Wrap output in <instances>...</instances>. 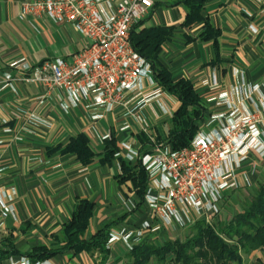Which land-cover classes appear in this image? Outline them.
Instances as JSON below:
<instances>
[{"label": "crops", "instance_id": "crops-1", "mask_svg": "<svg viewBox=\"0 0 264 264\" xmlns=\"http://www.w3.org/2000/svg\"><path fill=\"white\" fill-rule=\"evenodd\" d=\"M25 1L0 0V78L5 73L12 76L18 73L8 67L10 62L33 65L58 56L70 58L84 46L78 35L71 47L66 46L62 52L52 50L53 24H66L76 31L70 24L50 23L43 17L21 18ZM114 1L104 3L111 8ZM152 1L153 7L138 23L141 28L173 27L171 36L162 44L159 60L174 81L185 79L192 83L205 110L202 124L209 114L225 110L223 105L208 101L211 97L229 93L242 83L264 84V0H206L202 15L219 31L216 45L199 37L203 22L182 26L187 7L181 0ZM34 32H43L48 45L38 38L35 42ZM214 77L216 85L212 84ZM158 88L161 95L143 108L129 112L139 96L130 102L128 109H116L96 121L91 114L97 109L81 99L68 103L62 97L64 108L54 97L46 96L40 102L43 88L39 84L14 82L9 87L0 86V192L5 193L2 201L8 206L3 207L0 201V238L12 235L21 253L39 246L59 249L66 241L64 226L80 200L94 205L84 234L87 240L113 222L116 223L110 231L122 225L139 226L150 219L151 211L143 198L130 185L119 184L116 175L121 173V160L129 166L137 164L136 160L125 159L120 148L122 142L131 143L139 151L145 147L141 136L152 144L150 149L164 144L170 120L180 103L157 82L153 86L146 83L143 94ZM137 116L145 127L143 132L134 122ZM125 123H130L131 129L119 131ZM109 131L119 151L109 163H102L106 143L101 137ZM79 134L88 138L95 152L89 165L81 164L74 154L63 152L70 139ZM250 160L237 172L238 186L227 191L253 184L259 161L264 158L250 155ZM244 171L252 182L250 185L245 184ZM107 248L110 259L119 258L113 247ZM117 248L124 253L122 247ZM21 255L25 254L14 256ZM48 259L53 264H103L97 251L67 250Z\"/></svg>", "mask_w": 264, "mask_h": 264}, {"label": "built area", "instance_id": "built-area-1", "mask_svg": "<svg viewBox=\"0 0 264 264\" xmlns=\"http://www.w3.org/2000/svg\"><path fill=\"white\" fill-rule=\"evenodd\" d=\"M152 7V0H115L111 8L104 0L25 1L21 18L34 15L70 24L84 46L70 58L56 57L33 65L10 62L8 67L18 73H5L0 78L1 88L14 82L39 84L43 88L40 102L46 96L59 103L62 97L68 103L81 99L97 109L91 114L96 121L116 109H128L139 96L129 112L143 108L160 96L161 90L143 94L146 83L153 86L156 81L151 63L134 50L130 31ZM217 82L214 77L212 84ZM208 101L223 105L225 110L209 114L187 147L173 150L162 144L141 153L131 143H121L125 159L136 160L147 174L143 200L151 218L139 226L111 230L107 247L118 245L127 251L141 241L185 229L197 221L210 224L222 211L226 191L238 186L237 172L251 161L250 155L264 158V84L242 83ZM134 122L139 131H145L140 116ZM131 126L125 123L119 131ZM111 138L110 131L101 137L103 141ZM246 174L244 171L245 184L250 185ZM4 196L1 191L0 201L8 208ZM0 264L53 263L21 255L2 259Z\"/></svg>", "mask_w": 264, "mask_h": 264}, {"label": "trees", "instance_id": "trees-1", "mask_svg": "<svg viewBox=\"0 0 264 264\" xmlns=\"http://www.w3.org/2000/svg\"><path fill=\"white\" fill-rule=\"evenodd\" d=\"M181 2L187 7L182 26L189 27L196 22H203L204 27L199 37L204 41L212 40L216 45L219 31L214 29L209 20L202 15L206 0H181ZM140 26L138 23L130 31V41L134 50L151 63L155 81L165 91L174 95L180 103L170 120L168 135L162 141L171 149L179 150L187 147L199 130L198 126L203 120L205 110L192 83L185 79L174 81L171 73L159 60L162 44L171 36L173 27L141 28ZM140 140L145 145L141 153L148 152L152 144L144 136H141ZM105 143L101 162L109 163L119 149L114 139ZM63 152L74 154L83 165H89L95 157V152L84 134L72 137ZM116 179L119 184L130 185L129 188H134L138 197L143 198L147 174L138 162L129 166L121 160V173L116 175ZM93 207L90 201H78L71 219L64 226L66 241L61 248L48 249L39 246L28 253H21L16 249L12 235H9L0 238V260L20 254L42 260L57 253L73 250L75 253L97 251L102 256V263H106L110 255L106 244L110 228L116 222L103 226L90 239H85L84 234ZM191 226L194 229L192 235L183 241L175 239L155 243V239H147L124 251L130 261L128 264H161L166 260L176 264H202V262L243 264L242 253L264 248V183L259 184L249 199H246L245 206L227 220L219 221L213 226L204 221H197Z\"/></svg>", "mask_w": 264, "mask_h": 264}, {"label": "rangeland", "instance_id": "rangeland-1", "mask_svg": "<svg viewBox=\"0 0 264 264\" xmlns=\"http://www.w3.org/2000/svg\"><path fill=\"white\" fill-rule=\"evenodd\" d=\"M50 21V20H49ZM52 23V21H50ZM53 24L52 27V39L54 41V45L52 46V50L61 51L66 47H71L73 42H75V39L78 37V34L73 32L68 25L62 24V25H55ZM33 39L36 42V39L38 38L39 41L43 42L44 45H48L44 40V33L40 32L39 34L34 32ZM61 57V56H58ZM204 124V123H203ZM202 122L199 123L198 129H200L203 126ZM254 182L250 186L234 189L231 191H227L223 197V201H221L222 205V211L218 216H216L209 225L213 226L217 224L219 221L227 220L229 217L235 215L239 210H241L245 206L246 199H249V197L253 194V190L256 189V187L259 184L264 183V161H259L258 171L254 174ZM194 229L193 227L189 226L185 229H179L167 234H162L160 236H157L155 238V243H161L163 241L167 240H184L189 235H192ZM114 252L119 253V258H112L108 259L106 263L104 264H128L130 261L125 256V252L121 253L120 250L115 245ZM242 260L243 264H262L264 263V248L260 250H254L250 253H242ZM156 264V263H152ZM161 264H176L173 261L166 260V262ZM202 264H214L213 262H206Z\"/></svg>", "mask_w": 264, "mask_h": 264}]
</instances>
